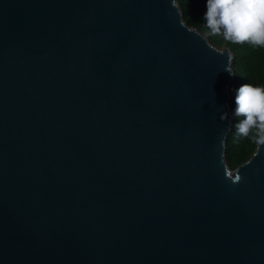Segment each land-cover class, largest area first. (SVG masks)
<instances>
[{
	"label": "water",
	"instance_id": "obj_1",
	"mask_svg": "<svg viewBox=\"0 0 264 264\" xmlns=\"http://www.w3.org/2000/svg\"><path fill=\"white\" fill-rule=\"evenodd\" d=\"M232 58L176 0H0V264H264Z\"/></svg>",
	"mask_w": 264,
	"mask_h": 264
},
{
	"label": "clouds",
	"instance_id": "obj_2",
	"mask_svg": "<svg viewBox=\"0 0 264 264\" xmlns=\"http://www.w3.org/2000/svg\"><path fill=\"white\" fill-rule=\"evenodd\" d=\"M206 27L232 43H250L264 47V0H207ZM235 117H243L235 126L240 135L255 130L254 141L264 145V87L241 85L235 96ZM227 113L221 115L226 119ZM230 175V174H229ZM236 175L233 182L241 181Z\"/></svg>",
	"mask_w": 264,
	"mask_h": 264
},
{
	"label": "trees",
	"instance_id": "obj_3",
	"mask_svg": "<svg viewBox=\"0 0 264 264\" xmlns=\"http://www.w3.org/2000/svg\"><path fill=\"white\" fill-rule=\"evenodd\" d=\"M206 2L207 0H176L182 18L189 26L203 33L213 45L219 48L228 47L233 55V79L229 84V107L233 115L236 107V92L241 85L248 83L264 87V47L250 43H232L225 41L221 35L212 34L204 20L207 11ZM242 119L243 117L233 115L231 129L225 140L224 159L232 170L246 161L257 145L253 138L255 130L248 136L238 133L235 125Z\"/></svg>",
	"mask_w": 264,
	"mask_h": 264
},
{
	"label": "rangeland",
	"instance_id": "obj_4",
	"mask_svg": "<svg viewBox=\"0 0 264 264\" xmlns=\"http://www.w3.org/2000/svg\"><path fill=\"white\" fill-rule=\"evenodd\" d=\"M208 39V38H207Z\"/></svg>",
	"mask_w": 264,
	"mask_h": 264
}]
</instances>
